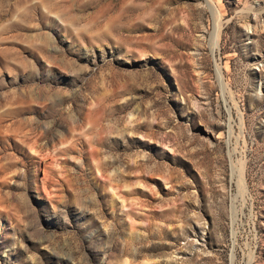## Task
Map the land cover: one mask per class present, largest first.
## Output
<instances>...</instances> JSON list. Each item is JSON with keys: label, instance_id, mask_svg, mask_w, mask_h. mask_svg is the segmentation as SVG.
I'll use <instances>...</instances> for the list:
<instances>
[{"label": "rangeland", "instance_id": "1", "mask_svg": "<svg viewBox=\"0 0 264 264\" xmlns=\"http://www.w3.org/2000/svg\"><path fill=\"white\" fill-rule=\"evenodd\" d=\"M0 264H264V0H0Z\"/></svg>", "mask_w": 264, "mask_h": 264}, {"label": "bare ground", "instance_id": "2", "mask_svg": "<svg viewBox=\"0 0 264 264\" xmlns=\"http://www.w3.org/2000/svg\"><path fill=\"white\" fill-rule=\"evenodd\" d=\"M212 10V9H211ZM213 11H214V9H213ZM217 19V18H216ZM216 21V20H215ZM219 21V20H218ZM217 22V21H216ZM217 24V23H216ZM218 24H220V23H218ZM216 26V28H215V30H214V37H213V40H212V44H211V49L213 48L212 46L215 44V42H216V39H217V34H218V27L219 26H217V25H215ZM217 43V42H216ZM215 46H216V44H215Z\"/></svg>", "mask_w": 264, "mask_h": 264}]
</instances>
